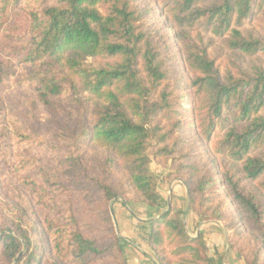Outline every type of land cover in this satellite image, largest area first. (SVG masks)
Instances as JSON below:
<instances>
[{"label":"trees","instance_id":"1","mask_svg":"<svg viewBox=\"0 0 264 264\" xmlns=\"http://www.w3.org/2000/svg\"><path fill=\"white\" fill-rule=\"evenodd\" d=\"M163 7L192 74L189 104L142 0H0V264H127L110 202L161 204L149 146L202 219L241 208L247 264H264V35L245 29L264 20V0ZM185 128L212 146L210 162L183 153ZM185 213L140 220L159 264H223Z\"/></svg>","mask_w":264,"mask_h":264},{"label":"rangeland","instance_id":"2","mask_svg":"<svg viewBox=\"0 0 264 264\" xmlns=\"http://www.w3.org/2000/svg\"><path fill=\"white\" fill-rule=\"evenodd\" d=\"M142 3L153 8L151 20L154 26L158 28L159 35H163L167 39V47L169 48L167 52L172 56L175 71L172 82L176 83L182 94L186 96L183 103L189 104L192 96L188 88V79L192 74L183 61L181 47L175 37V28L172 26L167 10L163 7V0H142ZM245 29L254 30L264 35V20L255 18L245 25ZM211 54L217 59L219 67L225 70L228 65V54L230 53L222 46L220 41H217L216 46L211 48ZM249 61L258 62L259 60L249 57L247 62ZM3 95L9 107L14 104L6 93H3ZM161 120L166 123L164 118ZM189 120L192 123L193 117H190ZM181 133L185 139L183 153L190 154L193 157L192 161L210 162L212 154L209 152L212 146L204 145L201 140L195 142V137H198V130L196 128H185ZM207 148H209V151H206ZM149 152L152 157V170L159 178L158 190L162 197L161 204L149 205L144 202H127L123 198H116L110 202L115 230L124 239V256L127 264H145L151 263V260L155 264H159L148 243L143 238L138 225L140 220L159 217L171 207L174 210L182 209L186 211L183 219L188 233L192 237H196L202 232L210 255L223 257V264H247V257L250 255L247 236L251 232L248 216L243 213L238 205L232 204V213L226 219L221 221L202 219L196 212L191 211L188 186L172 166V160H169L168 163L158 161L152 146H149ZM131 245L137 251L140 250L146 257H140ZM168 249L170 248L168 247Z\"/></svg>","mask_w":264,"mask_h":264},{"label":"crops","instance_id":"3","mask_svg":"<svg viewBox=\"0 0 264 264\" xmlns=\"http://www.w3.org/2000/svg\"><path fill=\"white\" fill-rule=\"evenodd\" d=\"M127 245H129L128 243H127ZM131 247L132 248H134L135 250H136V248L134 247V246H132L131 245ZM136 252L140 255V257H146V256H144V254H142L141 252H140V250H136ZM147 255V254H146ZM147 257H149V256H147ZM150 259V258H149ZM151 263H145V264H155L152 260L150 261Z\"/></svg>","mask_w":264,"mask_h":264},{"label":"water","instance_id":"4","mask_svg":"<svg viewBox=\"0 0 264 264\" xmlns=\"http://www.w3.org/2000/svg\"><path fill=\"white\" fill-rule=\"evenodd\" d=\"M169 205H170V202H169Z\"/></svg>","mask_w":264,"mask_h":264}]
</instances>
